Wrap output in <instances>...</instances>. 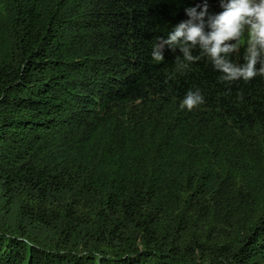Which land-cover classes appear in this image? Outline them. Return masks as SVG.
Returning a JSON list of instances; mask_svg holds the SVG:
<instances>
[{
  "label": "trees",
  "instance_id": "1",
  "mask_svg": "<svg viewBox=\"0 0 264 264\" xmlns=\"http://www.w3.org/2000/svg\"><path fill=\"white\" fill-rule=\"evenodd\" d=\"M200 3L0 0V264H264V208L214 250L184 244L176 222L189 200L264 203L248 183H264V77L224 82L206 58L179 69L167 47L152 58ZM196 90L205 104L181 109Z\"/></svg>",
  "mask_w": 264,
  "mask_h": 264
},
{
  "label": "clouds",
  "instance_id": "2",
  "mask_svg": "<svg viewBox=\"0 0 264 264\" xmlns=\"http://www.w3.org/2000/svg\"><path fill=\"white\" fill-rule=\"evenodd\" d=\"M219 6L220 12L210 13L208 0H202L186 8L188 19L175 26L166 39L158 40L153 60L163 62L167 47L182 54L175 57L179 69L206 58L224 82H250L257 76L264 77V0H220ZM245 36L244 63H234L232 55ZM197 50L199 55H194ZM203 104L205 98L196 90L186 94L180 107L191 112Z\"/></svg>",
  "mask_w": 264,
  "mask_h": 264
},
{
  "label": "rangeland",
  "instance_id": "3",
  "mask_svg": "<svg viewBox=\"0 0 264 264\" xmlns=\"http://www.w3.org/2000/svg\"><path fill=\"white\" fill-rule=\"evenodd\" d=\"M242 39H246L244 41H247L248 37L245 36ZM253 178V182L248 181L250 188L254 186H264V183H261L260 179H258L257 174H253ZM222 182L223 180H221L218 172L215 177V183L217 184L214 185L215 191H219V186ZM243 182H245V180H243ZM237 189H241V187H237L236 190ZM251 193L256 197L259 195L260 198L264 197V192L260 193L259 190H254ZM209 199L199 204H192L191 200L185 201L184 205L181 207V211L178 212L176 222L181 223L185 230V234L182 235L184 244H201L204 248H209L211 250L220 248L219 246L240 238L244 229H247L254 224L255 218L259 215L261 209L264 208V203H260V208L253 210L249 208V203L244 205L239 204L234 210L228 205L224 207L222 212H220L221 210L219 211V209L213 212L209 208ZM262 200L264 201V199ZM210 201H212V199H210ZM235 202L241 203L240 201ZM211 206H213V201L211 202ZM100 208L101 203L94 200L86 202L85 205L76 208V210L73 209V213L79 218V220L85 221L91 219L92 216L94 217V214L99 211ZM65 209L66 208L61 206L49 205L42 207L41 210L50 218L62 219L66 217ZM255 212L257 213L253 216ZM103 251L105 250L103 249ZM103 253L109 256L112 255L111 250ZM98 260L99 256L97 257L95 264H98ZM116 260L117 259L113 256L110 261L115 263ZM199 261L201 262V260ZM206 263L211 264L210 261H206Z\"/></svg>",
  "mask_w": 264,
  "mask_h": 264
}]
</instances>
